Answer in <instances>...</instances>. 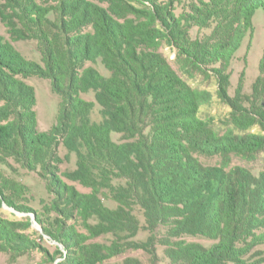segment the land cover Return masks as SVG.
Wrapping results in <instances>:
<instances>
[{
    "label": "trees",
    "instance_id": "16d2710c",
    "mask_svg": "<svg viewBox=\"0 0 264 264\" xmlns=\"http://www.w3.org/2000/svg\"><path fill=\"white\" fill-rule=\"evenodd\" d=\"M177 1L0 4L11 37L0 32V205L42 228L0 213V252H38L35 264H144L116 259L160 244L171 264H264V171L234 164L264 153V47L250 90L244 75L233 86L231 70L264 0H191L179 14ZM30 39L42 63L14 45ZM31 76L51 79L60 95L48 131ZM202 83L217 86L227 116H201L212 99ZM90 92L95 101L82 96ZM61 145L76 155L72 170L61 171ZM21 170L41 177L50 197L37 200ZM142 229L148 238L135 239Z\"/></svg>",
    "mask_w": 264,
    "mask_h": 264
},
{
    "label": "rangeland",
    "instance_id": "374dc122",
    "mask_svg": "<svg viewBox=\"0 0 264 264\" xmlns=\"http://www.w3.org/2000/svg\"><path fill=\"white\" fill-rule=\"evenodd\" d=\"M4 0H0V4ZM191 0H179L176 2V12L177 14L184 11L187 8L188 3ZM47 2V0H45ZM49 4V3H46ZM55 4V3H53ZM254 30L252 33L248 34L241 48L238 50L237 54L231 65L232 70V82L235 87L241 75H244L246 90L251 89V84L259 75V61L263 54L264 47V11L262 8L257 9L253 17ZM196 30V29H195ZM0 32L7 38L11 39L10 34L1 20L0 16ZM14 45L21 51L27 58L31 60H36L42 63L43 53L40 50L39 43L35 39L30 40H18L14 41ZM163 52L171 59H174V52L169 47H165ZM99 66V65H98ZM31 85L34 86L37 96V112L39 125L41 130H50L57 122V114L59 110L60 95L54 90L52 81L49 78H43L39 76H31L26 79ZM194 85L196 83L192 82ZM202 88H206L212 93L211 102L205 104L202 107L201 116H217L223 117L227 116L230 108L222 102L216 94V85L214 83H202L200 84ZM233 93V90L231 91ZM82 96L88 100L95 101L94 92L82 94ZM92 119L94 121H100L102 119L101 108L98 103H96L95 108L92 113ZM120 135L115 134L114 138L119 139ZM59 153L63 157V162L60 165L61 171L65 172L67 170H72L76 166V155L75 153H70L64 145L59 148ZM202 159L208 163L215 164L218 161L217 157ZM234 164H241L251 168L255 173L264 171V153L260 154L259 157L254 161H245L239 158L234 159ZM24 174L23 179L26 183L30 184L33 189V193L37 197L40 196L50 197L46 191V182L35 173L26 175L25 170H21ZM71 184L77 185L81 190H87L83 188L76 182L69 181ZM37 200L31 205L35 209H39L40 206ZM0 213L11 219H21L26 216H33L34 214L29 212L17 211L14 208L8 206L7 204L0 205ZM140 217L141 214L139 213ZM142 218V217H141ZM40 225L36 220H33V229L37 231L40 230ZM149 236V231L142 229L135 239L145 240ZM200 241L207 242L204 239H198ZM39 242L44 243L51 250L54 249L58 242L52 241L47 235L43 236L42 239H38ZM63 249V246H60ZM260 248L264 249V245ZM155 253V254H154ZM154 253H150L149 250L143 248L129 249L123 255L117 257L116 260L120 261L126 256H137L144 264H171L169 259L164 254V247L160 244H156ZM40 258L38 252H33L30 257H21L17 260H12L7 253L0 252V264H35Z\"/></svg>",
    "mask_w": 264,
    "mask_h": 264
},
{
    "label": "water",
    "instance_id": "95a60500",
    "mask_svg": "<svg viewBox=\"0 0 264 264\" xmlns=\"http://www.w3.org/2000/svg\"><path fill=\"white\" fill-rule=\"evenodd\" d=\"M32 219L35 220V215L32 216ZM40 230H42V228L40 227Z\"/></svg>",
    "mask_w": 264,
    "mask_h": 264
}]
</instances>
